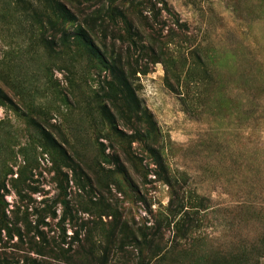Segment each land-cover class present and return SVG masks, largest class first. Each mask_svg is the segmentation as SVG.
<instances>
[{
	"label": "rangeland",
	"instance_id": "374dc122",
	"mask_svg": "<svg viewBox=\"0 0 264 264\" xmlns=\"http://www.w3.org/2000/svg\"><path fill=\"white\" fill-rule=\"evenodd\" d=\"M109 2L72 4L116 73L0 0V264H264V0Z\"/></svg>",
	"mask_w": 264,
	"mask_h": 264
},
{
	"label": "trees",
	"instance_id": "16d2710c",
	"mask_svg": "<svg viewBox=\"0 0 264 264\" xmlns=\"http://www.w3.org/2000/svg\"><path fill=\"white\" fill-rule=\"evenodd\" d=\"M43 3V9L45 12H49V14L44 13V22H41V26L44 28V30L49 29L51 31L52 36L49 39V42H52L55 40L54 34L61 33L64 36H66V31L67 27L72 25L74 26V34L73 37L75 39V42L79 45H82L83 47H86L89 51H91L94 55L98 56V60L103 64L104 69H107L111 73H116L114 72V58L112 57H103L99 51L97 50L95 46V40L93 36V26L90 25L89 17L85 19L84 17V24L82 23H77L79 14L77 12H73V9L77 7L76 4H72L73 1L75 0H41ZM128 2V0H120V4L124 5ZM143 3V4H142ZM139 4V6L136 5L135 2L130 3V9H126L125 6L120 7L117 4V0H110L109 3H104L101 7L103 8L102 10L99 8L96 10L97 12V17L100 18V26L103 27L106 24H109L111 22L113 25L116 22V19L119 18L124 25H126L128 30H133V25H132V20H131V12L132 9H146L150 14H158L162 9L169 11L167 8V0H145ZM158 3H160V6H158ZM68 4H71L72 6H68ZM93 20V18H91ZM117 24V23H116ZM73 28V27H72ZM134 36V33H132ZM63 41H65L62 38ZM128 40L130 43L135 44L136 41L133 39V37L128 36ZM119 58V56H117ZM118 78L120 85L122 87H126V81H125V76L123 74L122 69L117 70ZM178 198L177 190H173V196L170 199V207L169 209H172V205L175 199ZM5 205L6 202L4 200V195L0 194V234L2 233V230H5L6 233L10 234L11 233V228L9 225V216L5 212ZM196 211L199 210V207L196 205H184V204H179L176 212V215L179 214V219L180 217H184V219L192 212L190 211ZM186 216V217H185ZM177 220L173 221L175 223ZM171 222V221H170ZM16 233L19 235L21 234V231L18 227L15 228ZM38 233H41L38 231ZM262 252L264 254V243L263 247L261 248ZM148 262V261H147ZM145 262L144 264H146Z\"/></svg>",
	"mask_w": 264,
	"mask_h": 264
}]
</instances>
